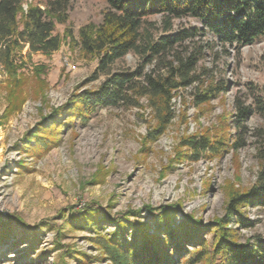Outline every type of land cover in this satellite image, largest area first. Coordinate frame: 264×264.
Here are the masks:
<instances>
[{"label":"rangeland","instance_id":"obj_1","mask_svg":"<svg viewBox=\"0 0 264 264\" xmlns=\"http://www.w3.org/2000/svg\"><path fill=\"white\" fill-rule=\"evenodd\" d=\"M48 1L25 0L24 10L28 5L44 9ZM107 8L101 0H72L70 20L56 24L55 35L63 40L57 52L30 53L25 46L14 61V75L0 61V264H112L101 241L121 220L151 224L154 233L145 211L150 206L173 210L176 228L185 216L211 228L226 215L230 195L251 189L257 180L259 152L264 153V39L242 49L223 46L200 33V22L191 18L172 20L166 31L163 16L148 17L143 31L158 42L197 30L176 49L185 57L196 53V75L228 83L225 93L196 106L199 84L179 89L171 102L173 119L154 142L147 137L161 128L162 115L148 97L135 94L98 107L87 121L76 118L58 130L52 127L56 112V126L65 124L66 106L87 90L98 91L111 76L157 69L136 53L101 70L98 59L84 58L80 31L88 23L100 25ZM237 98L251 108L246 145L188 159L191 151L182 144L191 136H235L231 116ZM43 123L47 131L40 133ZM243 211L252 228L230 225L240 242L264 239V207ZM91 212L98 222L86 226L89 219L81 216Z\"/></svg>","mask_w":264,"mask_h":264},{"label":"trees","instance_id":"obj_2","mask_svg":"<svg viewBox=\"0 0 264 264\" xmlns=\"http://www.w3.org/2000/svg\"><path fill=\"white\" fill-rule=\"evenodd\" d=\"M101 1L108 6L101 24L88 23L80 31L84 58L91 56L98 59L101 70L109 68L130 53H136L145 56L147 62L154 63L157 69L145 74L139 71L116 74L106 80L98 91L87 90L76 96L66 106L70 117L65 124L56 126V115L59 112L52 116V127L57 130L76 118L87 121L97 112L98 107L115 106L128 101L130 95L135 94L140 98L148 97L152 106L162 115L161 128L147 137L154 142L162 136L164 127L173 119L171 102L179 89L198 83L199 88L194 97L196 106L211 102L228 90L229 84L224 81L217 82L211 77L202 81L196 75L199 61L196 53L185 57V54L176 49L187 39L196 36L197 30H184L173 36H163L160 41L154 42L147 29L143 31L144 21L148 17L163 16L166 31L171 28L172 20L191 18L200 22V33L211 34L221 45L235 46L238 49L264 39V0ZM71 2L72 0H51L45 4L44 9L28 5L27 10H24L25 0H0V61L13 75L18 68L14 61L25 46L29 45L30 53L41 54H51L60 49L63 40L55 35L56 24L68 23ZM199 54L202 55L200 52ZM170 57L171 60L167 61ZM233 106L235 112L231 121L235 125V136L230 135L226 139L208 132L191 136L182 144L191 151L188 159L198 161L203 157L235 151L246 145L245 124L251 108L238 98L234 100ZM46 129L43 123L39 128L40 133L47 131ZM36 137L35 141L39 136ZM44 139L49 140L46 137ZM259 154L260 169L255 184L245 192L230 195L226 215L214 221L211 228H204L192 216H185V221L176 228L171 223L173 217L170 214L173 215V210L149 206L145 211L154 222V233H151V224L142 221L133 224L121 220L116 223L117 229L113 233L102 238L105 258L112 264H264V239L257 236L252 242L242 243L230 228L232 222L244 229L252 228L253 224L248 221L243 210L251 205L264 207V153L260 151ZM131 215L140 213L132 212ZM81 218L89 219V222L84 223L86 226L98 222V217L92 212ZM4 222L1 220V223ZM209 235L211 239L207 240L205 237ZM129 237L131 238L128 239Z\"/></svg>","mask_w":264,"mask_h":264}]
</instances>
